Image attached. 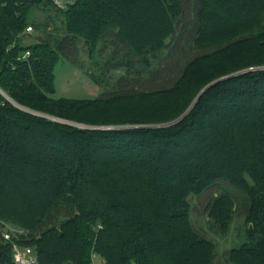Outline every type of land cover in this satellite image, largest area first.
Returning a JSON list of instances; mask_svg holds the SVG:
<instances>
[{"label":"trees","instance_id":"obj_1","mask_svg":"<svg viewBox=\"0 0 264 264\" xmlns=\"http://www.w3.org/2000/svg\"><path fill=\"white\" fill-rule=\"evenodd\" d=\"M66 2L0 0V88L91 125L0 91V264H13V240L41 264H214L191 217L190 196L206 194L222 234L244 216L226 261L264 264V0ZM56 19L62 33L22 42ZM80 41L90 56L113 45L104 66H126L129 85L54 96L56 65ZM6 223L24 232L6 240Z\"/></svg>","mask_w":264,"mask_h":264},{"label":"rangeland","instance_id":"obj_2","mask_svg":"<svg viewBox=\"0 0 264 264\" xmlns=\"http://www.w3.org/2000/svg\"><path fill=\"white\" fill-rule=\"evenodd\" d=\"M46 15L47 13L37 11L35 13V18L37 20H44ZM60 25L61 24L59 19H56L54 23H50L47 28H37L34 25L31 32L25 33L22 42L25 44L32 43L37 41V39L46 37L48 33H62V30L57 28ZM107 45L108 46L106 47V50H99L96 55L90 56L87 45L83 41H80L77 45V52H73V54L70 55L69 58L61 56L55 68L56 92L54 96L82 99L95 98L102 93L116 91L121 89L122 86L125 87L126 85H129V83H123V79H121L123 75H128L126 66L121 65L118 68L113 69H106V67L104 66L103 61L111 55L114 47L111 44ZM99 53H101L102 56H100ZM133 77L136 78L137 74H133ZM146 77H148V73L146 71H143L140 78L135 79V85L137 87L141 86V82L144 81ZM41 114H44V116L58 121H61L59 119H62L51 114ZM62 122L71 123L77 126H81L79 124H84L71 120ZM84 125H86L87 127H91V125L89 124ZM121 125L122 124H113L92 127L111 128L119 127ZM146 125L154 126V124ZM190 199L192 203L191 217L195 227L200 233H202L203 236L212 238V240L216 243V253H218V255L214 264H229L226 261V251L233 246L239 245L244 240V216L240 212V209L237 208L236 212L238 213L235 214L230 231L227 234H222L218 226L213 225L210 222L209 216L205 210V204L208 200V195H191ZM18 229L19 227L13 223H6L4 227V231L11 230L14 233ZM93 259L94 264H100L104 261V259L98 254H94Z\"/></svg>","mask_w":264,"mask_h":264},{"label":"built area","instance_id":"obj_3","mask_svg":"<svg viewBox=\"0 0 264 264\" xmlns=\"http://www.w3.org/2000/svg\"><path fill=\"white\" fill-rule=\"evenodd\" d=\"M57 7L61 9H65L67 7L66 0H51ZM33 30V26H28L26 28V32H31ZM30 55V51L27 50L24 53V57H28ZM24 232L23 230H17L15 233L13 231H5L3 233L4 238L6 240H12L13 236L19 237V234ZM12 254H13V264H41L39 262L37 253L35 252V248L32 245H22L19 241L13 240L12 246Z\"/></svg>","mask_w":264,"mask_h":264},{"label":"water","instance_id":"obj_4","mask_svg":"<svg viewBox=\"0 0 264 264\" xmlns=\"http://www.w3.org/2000/svg\"><path fill=\"white\" fill-rule=\"evenodd\" d=\"M226 77H228V76H225V77H220V78H218V79H215L214 81H212V82H210L209 84H207L199 93H198V95L196 96V98L194 99V101H193V103L190 105V107L181 115V116H179L178 118H176V119H174V120H172V121H170V122H166V123H162V124H159V125H165V124H171V123H173V122H176L177 120H179L180 118H182L188 111H189V109L193 106V104H195V102L198 100V98L200 97V95L208 88V87H210L211 85H213V84H215L217 81H219V80H221V79H224V78H226ZM0 91H1V93L2 94H4L6 97H7V99L8 100H10L11 102H13L15 105H17V106H19V107H21V108H23V109H26V110H29V111H31V112H35V113H37V114H41V113H39V112H37V111H34V110H31L30 108H27V107H25V106H23V105H21V104H19V103H17L14 99H12L3 89H1L0 88ZM41 115H44V114H41ZM59 120H61V121H67V120H65V119H59ZM79 124V123H78ZM79 125H81V126H86V125H84V124H79ZM87 127V126H86ZM106 127V126H105Z\"/></svg>","mask_w":264,"mask_h":264},{"label":"crops","instance_id":"obj_5","mask_svg":"<svg viewBox=\"0 0 264 264\" xmlns=\"http://www.w3.org/2000/svg\"><path fill=\"white\" fill-rule=\"evenodd\" d=\"M103 263V262H102ZM102 263H100V264H102Z\"/></svg>","mask_w":264,"mask_h":264}]
</instances>
